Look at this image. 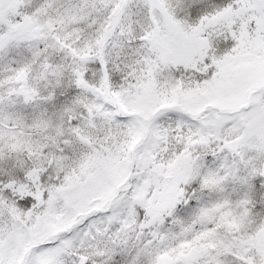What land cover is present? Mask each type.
<instances>
[{
  "label": "snow or ice",
  "instance_id": "obj_1",
  "mask_svg": "<svg viewBox=\"0 0 264 264\" xmlns=\"http://www.w3.org/2000/svg\"><path fill=\"white\" fill-rule=\"evenodd\" d=\"M0 264H264V0H0Z\"/></svg>",
  "mask_w": 264,
  "mask_h": 264
}]
</instances>
